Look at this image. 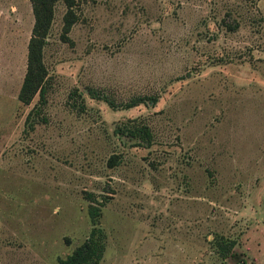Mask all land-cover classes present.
Returning <instances> with one entry per match:
<instances>
[{"label":"rangeland","instance_id":"374dc122","mask_svg":"<svg viewBox=\"0 0 264 264\" xmlns=\"http://www.w3.org/2000/svg\"><path fill=\"white\" fill-rule=\"evenodd\" d=\"M73 9L62 40L54 3L34 109L16 97L31 6L0 0V264H56L93 227L91 264H264V0Z\"/></svg>","mask_w":264,"mask_h":264},{"label":"trees","instance_id":"16d2710c","mask_svg":"<svg viewBox=\"0 0 264 264\" xmlns=\"http://www.w3.org/2000/svg\"><path fill=\"white\" fill-rule=\"evenodd\" d=\"M57 0H29L32 13V24L30 33L26 43L25 68L20 85L17 90V99L24 104H29L32 98L37 96V103L33 105L34 109H40L39 105L45 102V91L47 84V70L42 60V47L45 43L47 31L49 29L53 12L54 3ZM65 5V10L62 14V25L60 37L62 40H67V32L71 24L76 19V13L73 9L74 0H61ZM93 97L103 98L113 105L112 101L106 99V96L95 90L89 91ZM152 102L156 101V95H148ZM144 97L133 96L124 106H131L138 102H142ZM38 106V107H37ZM131 134L139 136L140 139L149 142L151 132L146 125L136 126L130 130ZM115 155H110L107 158V164L113 165ZM87 214L91 221L99 214V208L96 205L88 204ZM93 227L90 229L89 235L63 257H57L56 264H91L96 263L102 254L103 245L99 238L94 236ZM217 252L221 257L227 256L232 248L233 241L223 238L216 241ZM239 264V263H235Z\"/></svg>","mask_w":264,"mask_h":264}]
</instances>
